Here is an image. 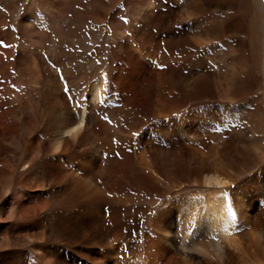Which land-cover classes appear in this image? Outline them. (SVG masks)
I'll return each instance as SVG.
<instances>
[{
	"label": "bare ground",
	"instance_id": "obj_1",
	"mask_svg": "<svg viewBox=\"0 0 264 264\" xmlns=\"http://www.w3.org/2000/svg\"><path fill=\"white\" fill-rule=\"evenodd\" d=\"M194 1L163 41L140 37L148 13L113 10L111 58L72 70L43 56L71 23L65 0L31 3L16 27L0 18V264H264V0L238 15L234 0ZM217 11L214 36L178 27ZM211 39L237 52L191 57ZM229 60L247 87L220 72Z\"/></svg>",
	"mask_w": 264,
	"mask_h": 264
},
{
	"label": "rangeland",
	"instance_id": "obj_2",
	"mask_svg": "<svg viewBox=\"0 0 264 264\" xmlns=\"http://www.w3.org/2000/svg\"><path fill=\"white\" fill-rule=\"evenodd\" d=\"M36 1L37 0H0V18L2 19L5 17L6 20L13 27H16L18 18L23 12V10L28 5H30L31 3H35ZM65 1H66V6L68 7L66 13L70 17L71 23L67 24L66 26H63V29L61 30L62 32L59 33V35H56L58 33H52V32L49 34L47 48L44 52L45 54L43 55L46 57V60L49 61L50 65L59 66L61 70L63 68L65 69V67L68 70H72L78 65H81L83 67L87 66L89 62H92L95 52L98 54V57L107 56L108 58H111L109 54L110 51L109 40L112 38V29L110 27L111 24L109 18L113 10L118 11L119 13L118 17L120 18V21L122 23H125L129 18H133L137 22H142L144 17L142 15H145V12L148 13L151 19V21H149L151 27L149 26L148 29L144 28L146 30L144 33L140 34V37L151 36L156 41L157 40L163 41L162 39H164L166 36L168 37L170 36L169 34L171 33V29L173 28V26L177 25V24L176 25L172 24L173 19L176 18L175 16H177L178 14L176 13L177 10L176 7L178 5L180 6L184 5L182 11L183 10L186 11V9L191 7V5H194L195 2L194 0H179L178 1L179 4H178L176 0H145V3L144 0H65ZM152 1H154L153 4L154 6L148 9V7L146 6ZM210 1L211 0L205 1V3L207 5H210L209 3ZM108 5L114 7H112L113 9H111L107 13L105 20L103 19V21H100V18L102 17L101 14L102 9L106 11V7ZM244 5L245 2L243 0H240L237 3L234 0L231 6L232 13L235 12L233 13V15H238L239 13H242L245 8ZM97 17L98 19H96ZM248 18H249L248 16H244V20H243L244 24L248 23ZM222 19L225 21L224 13L221 11L219 12L217 11L214 13L213 12L204 13V14H200L198 17H189L186 21L180 20V22L178 23V27L179 29L181 28L183 29V33L185 35L191 32L194 38L197 35V32L202 30V27H204L205 29L207 27L206 32L208 33V35L214 36L212 31L210 30L215 29L216 27L215 20L217 21L220 20L219 22H223ZM158 25L160 26L165 25L169 27L170 32L169 33L166 32L161 35L160 32L156 33V31L152 29H155L156 26ZM2 28L0 27V29ZM14 30L15 29L13 28L12 32ZM151 34L152 35L154 34L155 36H152ZM246 34H247V29L243 30V34L242 33L238 34V36L244 37ZM233 36L235 38L237 34ZM233 36L231 38H233ZM234 46L235 45L233 43L232 44L230 43V45H228V43L226 42L222 43V41H219L218 39L217 40L211 39L207 41V43L200 44L197 47L196 45L192 47L191 52L193 53V55L191 57L195 59L202 58L204 52L207 50L208 57L212 56V58H214L216 62L219 63L223 59H227V60L230 59L231 56H233V54L237 52V50L233 48ZM60 49L65 51L68 57L67 59L66 58L63 59L62 64L57 63L55 60L56 56H58V54L61 53ZM162 52H164V50H162ZM102 53L104 54L102 55ZM107 61L109 62V59H107ZM238 71H240V65H236V66L231 65V60H229L228 64L225 63L220 72H222V74L229 73L228 75H230L231 73L230 75L231 82H232V75H234L233 77L235 78V81L232 84L233 87L242 81H243L242 86L247 87L249 80L247 79L248 76H246L245 74L246 72L242 73L243 76H241ZM9 83L11 87L20 86V83L16 82L15 80H11ZM23 91L26 92V88H24ZM251 100L252 97L248 96L243 100L234 102L232 105L235 107L237 113H241L242 106L247 104V102L249 103ZM206 103L207 102L197 103L196 106H202L205 105ZM31 105L33 106L31 110L33 114L37 113L38 106L36 102H33ZM241 122L242 121L238 120V125L241 124ZM29 202L31 203V201ZM14 206H15V202L13 200L12 201L10 200L7 206V210L11 211L12 207Z\"/></svg>",
	"mask_w": 264,
	"mask_h": 264
},
{
	"label": "snow or ice",
	"instance_id": "obj_3",
	"mask_svg": "<svg viewBox=\"0 0 264 264\" xmlns=\"http://www.w3.org/2000/svg\"><path fill=\"white\" fill-rule=\"evenodd\" d=\"M53 67H55V66H53ZM60 78H61V80L64 79L62 75H61ZM64 91H65L66 96H68L69 101L71 102L72 99H73V97L70 95V93H71L72 90L68 87L67 82H65ZM87 99H88L87 97H83V99L77 100L75 106L76 107H80L83 103H85L87 101Z\"/></svg>",
	"mask_w": 264,
	"mask_h": 264
}]
</instances>
